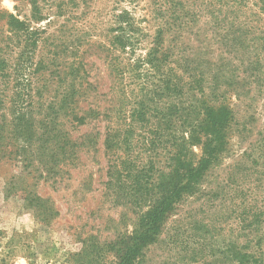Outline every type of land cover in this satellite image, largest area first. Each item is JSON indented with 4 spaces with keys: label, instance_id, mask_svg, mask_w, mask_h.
Masks as SVG:
<instances>
[{
    "label": "rangeland",
    "instance_id": "rangeland-1",
    "mask_svg": "<svg viewBox=\"0 0 264 264\" xmlns=\"http://www.w3.org/2000/svg\"><path fill=\"white\" fill-rule=\"evenodd\" d=\"M173 1L39 0V19L30 0H0V264H115L111 252L97 259L93 250L131 235L136 215L106 192L108 115L127 110L129 97L128 82L109 74V41L127 11L138 31L135 53L122 56L143 57ZM241 1L240 19L253 10L264 32V0ZM22 55L38 68L30 84L18 78ZM71 61L87 72L78 120L64 116ZM19 82L31 101L16 97ZM254 87L231 100L238 126L223 163L169 219L144 264H238L231 247L264 259V94ZM256 211L261 225L248 226Z\"/></svg>",
    "mask_w": 264,
    "mask_h": 264
},
{
    "label": "trees",
    "instance_id": "trees-1",
    "mask_svg": "<svg viewBox=\"0 0 264 264\" xmlns=\"http://www.w3.org/2000/svg\"><path fill=\"white\" fill-rule=\"evenodd\" d=\"M204 1V7L199 0L173 1L171 15L157 28L150 48L134 60L126 61L122 53H135L138 30L129 12L117 16L109 41L114 55L108 70L119 86L128 82L123 88L129 90V97H124L127 110L107 114L106 192L114 204L136 215V224L131 235H120L104 248L95 247L97 259L111 252L115 264H144L169 219L223 163L228 140L238 126L232 98L250 96L258 88L254 85L264 94V32L252 18L255 12L248 11L244 21L239 16L241 0ZM30 3L33 13L43 18L39 0ZM37 71L32 58L22 55L18 78L30 84ZM64 74L71 76L63 103L64 116L71 120L78 117L74 105L88 90L83 83L87 72L71 61ZM16 97L32 98L20 82ZM92 114L101 121L106 115ZM79 120L86 122L87 116ZM243 131L248 132L246 125ZM262 216V211H256L248 226H260ZM226 255L238 264H264L262 256L233 247Z\"/></svg>",
    "mask_w": 264,
    "mask_h": 264
}]
</instances>
